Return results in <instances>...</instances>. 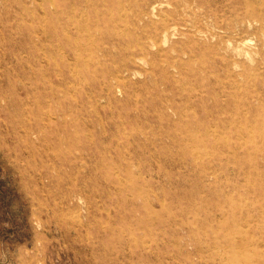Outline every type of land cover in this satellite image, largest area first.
<instances>
[{"label": "rangeland", "instance_id": "1", "mask_svg": "<svg viewBox=\"0 0 264 264\" xmlns=\"http://www.w3.org/2000/svg\"><path fill=\"white\" fill-rule=\"evenodd\" d=\"M0 264H264V0H0Z\"/></svg>", "mask_w": 264, "mask_h": 264}, {"label": "bare ground", "instance_id": "2", "mask_svg": "<svg viewBox=\"0 0 264 264\" xmlns=\"http://www.w3.org/2000/svg\"><path fill=\"white\" fill-rule=\"evenodd\" d=\"M160 2V1H159ZM258 6V5H257ZM259 11V10H258ZM262 16L260 14H251L250 16H247L239 21V25L237 26H230V27H223L224 31L229 38L235 37L236 34H239V30H242V28H245V26H261ZM153 28V29H152ZM151 31H155L158 29V26H152ZM162 30H164L166 27H161ZM68 35V34H67ZM151 36V35H148ZM149 39V38H148ZM92 42V41H91ZM85 48V47H84ZM93 48V47H92ZM249 53V52H248ZM85 59V58H84ZM86 60V59H85ZM134 60V59H133Z\"/></svg>", "mask_w": 264, "mask_h": 264}]
</instances>
